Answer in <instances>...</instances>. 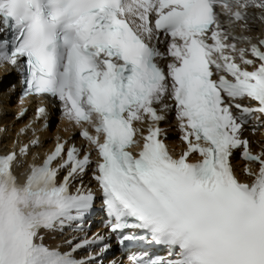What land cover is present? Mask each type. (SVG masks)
Segmentation results:
<instances>
[{"label":"snow or ice","instance_id":"6c2138e0","mask_svg":"<svg viewBox=\"0 0 264 264\" xmlns=\"http://www.w3.org/2000/svg\"><path fill=\"white\" fill-rule=\"evenodd\" d=\"M257 19L264 0H0L18 117L38 103L0 153V264H105L113 237L138 249L127 264H264V142L245 135L264 130ZM46 98L86 143L57 134L37 163ZM97 199L107 233L89 236ZM65 228L85 234L45 242Z\"/></svg>","mask_w":264,"mask_h":264}]
</instances>
